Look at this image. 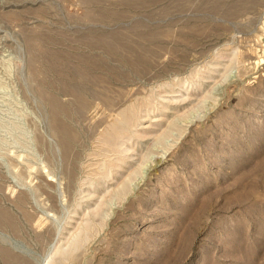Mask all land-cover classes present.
<instances>
[{"label": "rangeland", "instance_id": "rangeland-1", "mask_svg": "<svg viewBox=\"0 0 264 264\" xmlns=\"http://www.w3.org/2000/svg\"><path fill=\"white\" fill-rule=\"evenodd\" d=\"M130 1L0 0V264H264V0Z\"/></svg>", "mask_w": 264, "mask_h": 264}, {"label": "bare ground", "instance_id": "bare-ground-1", "mask_svg": "<svg viewBox=\"0 0 264 264\" xmlns=\"http://www.w3.org/2000/svg\"><path fill=\"white\" fill-rule=\"evenodd\" d=\"M86 1H88V0H86ZM95 2H96V0H95ZM128 2H130L129 3V5L130 4H133V3H131L132 1H130V0H128ZM89 3H90V1H89ZM124 3H125V1H124ZM88 4V3H87ZM91 4H92V2H91ZM89 5V4H88ZM92 6H93V4H92ZM91 5H90V7H92ZM93 8V7H92ZM100 9V8H99ZM130 9V8H129ZM103 10V9H102ZM99 14V13H98ZM98 14H96L97 16H98ZM119 14V13H118ZM117 14V15H118ZM122 14V13H121ZM121 14H119V16L121 15ZM100 16V15H99ZM124 16V15H123ZM123 16H121L122 18H123ZM121 20V19H120ZM94 25V24H93ZM94 27V26H93ZM92 29V28H91ZM91 29H89V30H91ZM94 29V28H93ZM95 30H96V32H94L93 30H92V32H94V34L92 33V32H88V36H90L91 35V33L95 36V37H91V39L89 38H87L86 36V38H87V41H86V39L84 38V40H83V38L81 39V40H83V42L84 41H86V42H88V43H90L91 44V46H89L88 45V43H87V45L89 46V48L90 47H92V44L94 45V44H96V46L94 45V47H98L99 45H101V47H103L104 48V46L107 48V50H108V52H107V54L109 53H113V52H116L117 53V49H119L118 48V45L122 48V45H123V47H125L126 46V44H127V46L128 45H130V44H128V40H126V39H124V38H122V37H120L119 35H117V34H114L113 36H112V39L110 40V38L108 37V39H107V37H99L98 35H96L98 32V30L95 28ZM101 31H102V29H101ZM86 33H87V31H86ZM96 33V34H95ZM105 33V32H104ZM90 34V35H89ZM101 34V33H100ZM92 35V36H93ZM105 35L107 36V34L105 33ZM97 36H98V38H97ZM102 36H104V35H102ZM110 36V35H109ZM77 40H79V39H77ZM133 41V40H132ZM79 42V41H78ZM79 43H82L81 41L79 42ZM98 44V45H97ZM71 45H72V43H71ZM83 45H86L85 43L83 44ZM125 45V46H124ZM86 47V46H85ZM100 47V46H99ZM102 48V49H103ZM116 48V49H115ZM94 50V48H91V50ZM100 49V48H99ZM123 50V49H122ZM121 50H119L118 52H120ZM99 52V51H98ZM104 52H105V49H104ZM95 53V52H94ZM121 53V52H120ZM120 53L118 54V56L120 55ZM124 53V52H123ZM121 54V57H122V55L125 57V55H126V52H125V55L124 54ZM111 56H112V54H111ZM116 56H117V54H116ZM126 56H128V54L126 55ZM123 58V57H122ZM87 66V65H86ZM63 68V67H62ZM62 68L60 67V70L62 71V73H63V70H62ZM67 68V67H66ZM67 73H68V76H70L69 78L71 79V80H73V82H74V84H75V87L73 88V92H76L77 94L78 93H80L82 90H83V88H82V85H81V81H78V76H80L79 75V73L80 72H76L75 73V71L73 72L72 70H67L66 71ZM79 82H81V83H79ZM80 84V85H79ZM84 84V83H83ZM81 94V93H80ZM155 159V161L157 160V162H159V161H161L162 160V155H160V156H156V157H154ZM132 175V173L130 174V176ZM82 242V239L81 238H79V237H77V238H74L73 239V241H70L69 242V245H68V249H66V250H62L60 253L63 255V254H66V253H69L70 251H72V249L73 248H75L76 246H78L80 243Z\"/></svg>", "mask_w": 264, "mask_h": 264}]
</instances>
